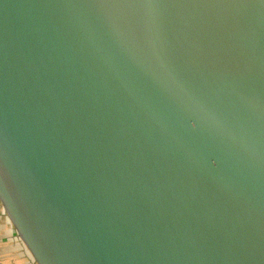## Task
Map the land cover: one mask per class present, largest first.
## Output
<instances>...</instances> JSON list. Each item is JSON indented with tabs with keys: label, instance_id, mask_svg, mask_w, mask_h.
<instances>
[{
	"label": "water",
	"instance_id": "water-1",
	"mask_svg": "<svg viewBox=\"0 0 264 264\" xmlns=\"http://www.w3.org/2000/svg\"><path fill=\"white\" fill-rule=\"evenodd\" d=\"M0 213L31 264H264V0H0Z\"/></svg>",
	"mask_w": 264,
	"mask_h": 264
},
{
	"label": "crops",
	"instance_id": "crops-1",
	"mask_svg": "<svg viewBox=\"0 0 264 264\" xmlns=\"http://www.w3.org/2000/svg\"><path fill=\"white\" fill-rule=\"evenodd\" d=\"M0 264H31L0 213Z\"/></svg>",
	"mask_w": 264,
	"mask_h": 264
}]
</instances>
